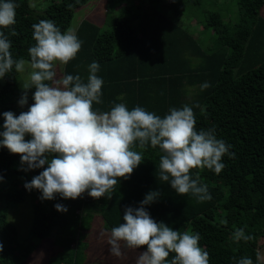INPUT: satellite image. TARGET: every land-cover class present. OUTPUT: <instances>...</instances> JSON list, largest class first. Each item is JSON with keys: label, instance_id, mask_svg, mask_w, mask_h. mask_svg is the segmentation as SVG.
<instances>
[{"label": "trees", "instance_id": "1", "mask_svg": "<svg viewBox=\"0 0 264 264\" xmlns=\"http://www.w3.org/2000/svg\"><path fill=\"white\" fill-rule=\"evenodd\" d=\"M88 1L55 0L40 13L30 0H15L19 4L15 24L0 29L11 42L13 58L30 60L28 49L35 43L33 24L50 19L64 32L70 28L76 10ZM162 1L152 0L154 4ZM239 5L240 18L235 24L225 22L218 11L204 14L203 27L212 28L215 34L218 48L215 51L205 49L188 28L164 10L142 9L139 27L133 26L131 17L117 15L111 28L103 33L96 24L84 20L77 32L81 48L64 68L65 75H79L86 81L89 65L94 61L99 63L96 74L103 79L102 103H93L95 111L107 112L116 103H124L129 110L140 106L163 118L170 108L188 105L193 109L198 131L215 128L217 139L231 146L229 152L234 157L228 154L222 157L225 167L220 173L207 168L190 171L193 179L199 177V184L207 186L211 200L198 202L191 193L178 195L169 182L160 180L158 165L163 152L150 144L144 150L138 146L134 149L142 152V162L130 177L118 178L111 199H93L87 192L83 194L88 197L85 206L89 203L93 211L101 213L106 227L112 229L124 223L126 207L138 208L146 194L158 192L157 199L145 206L150 216L181 233H199L198 243L209 253V264H236L241 257L251 258L253 264H264L257 256L264 243V59L245 66L250 48L257 41L264 43L261 16L264 0H239ZM126 9L133 12V4L128 2ZM13 29L15 36L10 35ZM193 57L201 60L196 68L191 64ZM205 82L210 87L202 89ZM187 84L200 87L192 100L186 95ZM34 91L33 88L27 93ZM23 93L19 73L13 67L0 78V131H3V112L12 111L17 116L21 113L18 103ZM26 168L19 155L0 147V176L3 179L18 176L8 189L0 188V243L3 244L0 264H22L33 251L32 246L17 239V227L7 212L11 202L25 200L30 192L24 187L30 180L22 182L19 176L41 169ZM41 195L40 192L38 209L45 215L46 200H41ZM55 199L65 201L59 194ZM237 229H243L253 239L234 240ZM50 230V226L34 228L41 237ZM73 243L74 239L67 241L69 248ZM174 255L170 253L166 259L170 262Z\"/></svg>", "mask_w": 264, "mask_h": 264}, {"label": "clouds", "instance_id": "2", "mask_svg": "<svg viewBox=\"0 0 264 264\" xmlns=\"http://www.w3.org/2000/svg\"><path fill=\"white\" fill-rule=\"evenodd\" d=\"M18 7L15 0H0V29L15 24ZM32 29L35 43L28 49L29 61L13 58L11 42L0 31V78L13 67L22 73L29 65L31 72L22 85L20 106L27 104V91L35 89L34 103L27 111L18 116L12 111L2 113L0 131V147L19 155L21 164L27 166L24 170L44 168L25 182L27 190L40 191L41 200H53L57 194L75 200L85 192L93 199H111L118 178L127 179L142 162V152L134 149L144 150L150 144L163 152L158 165L160 180L169 182L178 195L191 193L198 202L212 199L207 186L199 184V177L193 179L190 171L207 168L218 174L225 167L222 157H234L229 152L231 146L217 139L215 128L198 131L188 105L170 108L163 118L140 106L129 110L124 103H116L103 113L93 110L94 102L102 103L103 79L96 74L99 63L89 65L86 81L79 75L58 77L57 64L67 65L74 59L82 42L73 30L61 32L50 19L33 24ZM10 35L17 33L13 29ZM208 87L207 82L201 85L202 89ZM26 135L31 138L26 140ZM158 196L156 191L149 192L138 208L126 207L124 223L111 229L107 241L110 253L121 257L123 242L128 249H145L136 264H209V253L198 243L199 233H181L150 216L145 206ZM54 207L61 212L68 210L61 204ZM233 239L249 241L253 237L237 229ZM170 253L175 255L169 262L166 258ZM236 264L253 261L241 257Z\"/></svg>", "mask_w": 264, "mask_h": 264}, {"label": "rangeland", "instance_id": "3", "mask_svg": "<svg viewBox=\"0 0 264 264\" xmlns=\"http://www.w3.org/2000/svg\"><path fill=\"white\" fill-rule=\"evenodd\" d=\"M53 1L55 0H30L32 6L40 13L44 12ZM142 1L144 0H89L76 10L69 29L76 34L85 20L96 24L100 28V32L103 33L111 28L112 19L117 15L125 18L131 17L130 21L133 26L139 27L144 14L142 9L148 12L164 10L170 17L188 28L205 49L215 51L218 49L215 34H213L212 28L205 29L203 27L206 21L203 22L204 14L207 11H218L224 21L230 24L237 23L240 18L239 0H163L159 4H154L152 0H145L144 3ZM128 2L130 5L133 4V12L127 11ZM135 8L138 9L137 12L134 11ZM176 11H180L179 14ZM261 16L264 18V6L261 9ZM262 42L257 41L250 48V56L247 58L245 66L255 63L257 59H264V43ZM190 60L193 68L201 64L198 57H193ZM64 67L65 65L57 64L58 77L64 75ZM30 72V66L26 65L25 71L19 73L21 88L27 81ZM185 91L192 100L199 93L200 87L187 84ZM33 94L27 93V104L21 106V112L27 111L34 103ZM18 106H20L19 103ZM46 167L47 165H45ZM43 170L44 168H41L39 172H28V174L20 175L19 179L22 182L27 179L31 181ZM15 178L18 176L13 175L8 179L0 180V188L8 189ZM39 196L40 191L32 189L25 200L11 202L7 208L9 220L17 227V239L32 246L33 251L22 264H136L138 255L145 250L143 248L128 249L121 242L123 255L121 257L112 255L109 251L111 246L107 242L111 230L106 227L101 213L93 211L89 203L85 206L88 200L87 194L75 200L65 199L62 202L58 199L46 200L44 202V205L47 206L45 215L38 209ZM56 204L66 206L67 212L57 211L54 207ZM91 211L92 214L89 213ZM46 226L51 228L48 235L41 237L34 232V228L43 229ZM72 239H74V243L69 248L67 241ZM77 249L80 251L78 254ZM259 256L264 261V243L260 246ZM78 259H81L82 263H78Z\"/></svg>", "mask_w": 264, "mask_h": 264}, {"label": "crops", "instance_id": "4", "mask_svg": "<svg viewBox=\"0 0 264 264\" xmlns=\"http://www.w3.org/2000/svg\"><path fill=\"white\" fill-rule=\"evenodd\" d=\"M79 29V28H78ZM77 32H78V30H77ZM76 35H77V33H76ZM133 67V66H132ZM132 67H130V69L132 68ZM65 68V67H64ZM64 75H65V70H64ZM102 215V214H101ZM103 216V215H102ZM104 218V217H103ZM111 230V229H110Z\"/></svg>", "mask_w": 264, "mask_h": 264}]
</instances>
